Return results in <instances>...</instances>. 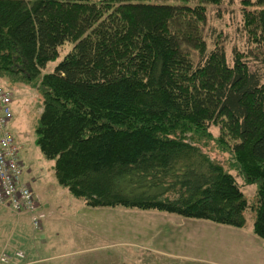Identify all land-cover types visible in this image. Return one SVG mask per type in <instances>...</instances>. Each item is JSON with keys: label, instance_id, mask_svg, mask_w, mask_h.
I'll list each match as a JSON object with an SVG mask.
<instances>
[{"label": "trees", "instance_id": "1", "mask_svg": "<svg viewBox=\"0 0 264 264\" xmlns=\"http://www.w3.org/2000/svg\"><path fill=\"white\" fill-rule=\"evenodd\" d=\"M193 1L0 0V77L41 93L37 143L86 205L234 227L251 209L264 239V0L244 1L246 48L229 57L215 29L205 38L206 4L221 0ZM211 126L246 182H259L255 204L198 144Z\"/></svg>", "mask_w": 264, "mask_h": 264}, {"label": "rangeland", "instance_id": "2", "mask_svg": "<svg viewBox=\"0 0 264 264\" xmlns=\"http://www.w3.org/2000/svg\"><path fill=\"white\" fill-rule=\"evenodd\" d=\"M135 1L171 5L194 3L193 0ZM244 1L221 0L218 5L206 4V42L208 45L211 44L209 42L215 34L210 30L215 29L221 36L228 57L233 46L241 50L246 48L245 40L238 29L241 24L242 8L248 6ZM71 46V43L66 42L58 58L47 64L45 72L52 71ZM0 85L11 89L14 95L13 114L7 128L13 137L16 154L21 163L22 179L31 187L41 204L50 202L53 207L47 211L41 225L43 228L37 231L28 222L26 215L13 216L6 208L0 206V234L6 232L5 228L21 227L23 230L20 234L22 238L18 236L17 240L5 235L3 240L0 238V249L4 246L10 248L9 245L12 244L11 252L17 248L23 252L25 250L30 258L41 259L34 264H72L73 260L80 264L81 257L87 259L90 255L82 251L72 256V247L74 245L93 247L96 243L107 248L109 258L114 259L107 264H120L122 258L120 246L123 247L124 253H128L126 251L129 250L128 246L132 247L133 254L139 251L140 257L135 264H264V239L253 233L254 212L251 209L244 213L245 225L234 227L155 209L88 205L81 208L72 203V200L85 201L83 198L75 197L67 187L59 183L54 170L55 160L46 157L37 143L36 127L43 105L41 93L30 83L13 82L5 77H0ZM208 130L211 132L210 135L206 133L198 136V144L235 177L247 202L255 204L259 182H246L245 175L234 157L218 147L214 140V137L218 136L217 128L211 126ZM72 220L78 221L77 226H72ZM109 222L120 223L119 227L124 230H118L120 232H117L116 241L124 244L115 247L105 245L100 238L86 235L87 229L92 232L99 230L98 234L105 232ZM72 228L78 229L74 240ZM83 229H86L84 234ZM103 241L106 242V239ZM180 255L186 257L182 258Z\"/></svg>", "mask_w": 264, "mask_h": 264}, {"label": "built area", "instance_id": "3", "mask_svg": "<svg viewBox=\"0 0 264 264\" xmlns=\"http://www.w3.org/2000/svg\"><path fill=\"white\" fill-rule=\"evenodd\" d=\"M13 99L12 90L0 85V206L14 215L26 214L32 227L39 229L46 214L31 187L22 179L21 163L7 128L13 114ZM24 256L20 249L11 252L3 248L0 250V263L22 264Z\"/></svg>", "mask_w": 264, "mask_h": 264}, {"label": "crops", "instance_id": "4", "mask_svg": "<svg viewBox=\"0 0 264 264\" xmlns=\"http://www.w3.org/2000/svg\"><path fill=\"white\" fill-rule=\"evenodd\" d=\"M77 201H80V200H77ZM72 203H76L77 205H79L81 208L84 207V205L87 207L86 203L85 202H76L75 200H72ZM71 206V205H70ZM42 207L44 208V210L47 212L49 211V208L50 209H53L52 207V204L50 202L48 203H42ZM86 209V208H84ZM119 211V210H118ZM11 213V212H10ZM13 215V214H12ZM14 216V215H13ZM25 216V215H23ZM27 217V216H25ZM84 218V217H83ZM75 219V218H73ZM85 219V218H84ZM28 220V218H27ZM86 220V219H85ZM48 221V220H47ZM87 221V220H86ZM29 222V221H28ZM78 224V221L77 220H72V226L76 225L77 226ZM120 223L118 222H109L107 224V230L105 232H101L100 234H98V231L97 232H92L91 230H86V229H83L82 230V234H84V230H86V235L88 236H91V237H96V238H100L105 245H111V246H120L121 244H124V242H118L116 241L117 240V232L119 233L120 231H123L124 229L120 228L119 227ZM43 228V227H42ZM6 232L5 233H2L0 234V238L1 240L4 239V235L6 237H10L12 232H15L16 228L13 229H8V228H5ZM120 230V231H118ZM78 231V229H75V228H72V240H74V237H75V234L76 232ZM75 232V233H74ZM100 232V231H99ZM14 236V235H13ZM16 237H18L16 235ZM22 238V236H19ZM104 238L106 239V242L103 241ZM112 239H114L115 241H111ZM108 240L109 241V244H108ZM98 243H96L93 247H83V246H80V245H74V247H72V256L73 255H77L78 253L82 252V253H88L90 255L89 258L87 259H84V258H80L79 259V263L80 264H107L109 263L110 261L113 262L114 259H110L109 258V252H108V249L107 248H104L102 247L101 245H97ZM126 245V244H125ZM8 246V245H7ZM10 246V249L13 248V245H9ZM109 247V246H107ZM114 247H109V248H114ZM127 247V246H125ZM119 248V247H117ZM122 246H120V249H121V253L120 255H122V258H121V261L119 262L120 264H135L134 262L136 260L139 259L140 257V253L139 251L135 252L134 254L132 253L133 252V249L130 248V246H128L129 250H126L128 253H124L122 251ZM87 249H90V250H87ZM24 250V249H23ZM136 250V249H135ZM85 251V252H84ZM100 251V252H98ZM25 252V257L23 258V260L21 261L22 264H34V262L38 261V260H41V259H38V260H35L33 258H30L29 254L24 250ZM92 252H96L95 254H92ZM182 258L183 257H186V256H183V255H180ZM72 264H77L76 261L73 260Z\"/></svg>", "mask_w": 264, "mask_h": 264}]
</instances>
